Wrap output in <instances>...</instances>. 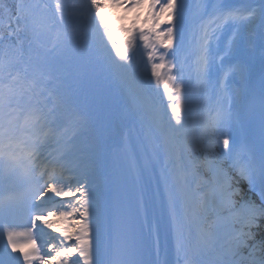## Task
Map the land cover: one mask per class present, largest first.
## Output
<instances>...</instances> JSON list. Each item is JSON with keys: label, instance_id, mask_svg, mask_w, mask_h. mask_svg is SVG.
<instances>
[{"label": "snow or ice", "instance_id": "1", "mask_svg": "<svg viewBox=\"0 0 264 264\" xmlns=\"http://www.w3.org/2000/svg\"><path fill=\"white\" fill-rule=\"evenodd\" d=\"M109 6L136 12L131 26H109ZM143 8L146 17L139 13ZM256 21L264 30V0L259 8L251 0H199L194 7L187 0H55L51 10L43 0H14L13 6L0 0V237H6L0 264H146L144 229L152 234L155 226L143 186L137 185L133 205L102 138L73 99V87L90 77L91 50L116 75L140 118L150 148L145 167L163 160L161 182L178 264H264V235L257 240L253 231L264 218V75L258 99L254 91L247 98L246 114L258 108L261 119L258 154L228 131L240 120L233 103L243 90L229 91L226 83L232 72L247 81L245 68L230 69L217 95L212 83L218 55L213 46L235 28L229 54L239 31ZM162 24L168 26L161 30ZM117 31L130 35L126 46L114 38ZM138 47L148 50L151 77L163 87V111L133 69L130 50ZM66 177L75 179L74 187L62 186ZM241 181L247 184L241 187ZM49 193H78V206L59 211L70 224L55 229L61 247L27 251L36 244L38 222L54 228L47 217L57 212L40 210ZM238 196L245 198L239 207ZM233 219L241 223L239 230L230 227ZM71 240L75 244L64 243Z\"/></svg>", "mask_w": 264, "mask_h": 264}, {"label": "bare ground", "instance_id": "2", "mask_svg": "<svg viewBox=\"0 0 264 264\" xmlns=\"http://www.w3.org/2000/svg\"><path fill=\"white\" fill-rule=\"evenodd\" d=\"M43 2L49 5L50 10L54 8L55 0H43ZM251 2L257 8L260 7V0H251ZM258 22L256 21L252 25L255 27ZM76 26L80 27V24L77 23ZM236 31L235 28L229 30L230 36L227 37L226 42L231 39L233 33ZM252 38L247 33V28L241 29L237 35L233 50L229 54H225V56L238 59V63L244 68L247 66L250 73L260 69L261 64L264 62V57L260 59L255 58L253 51L248 47V43L253 42L251 40ZM263 41V37L258 39V42ZM112 55L115 57V50H112ZM89 68L91 72L89 79L79 87H73L75 104L81 112L85 111V115L91 121L94 131L102 138L106 151L116 163L122 182L127 181L129 184H132L139 180L142 183L141 185H144L148 219L155 226L152 239L154 241L153 251L157 253V264H178V258L175 252V239L168 217L166 197L164 196L163 184L161 182L163 160L153 164L151 168L145 167L144 161L146 157L150 156V148L144 139V129L140 118L132 111L131 105L122 91L116 75L95 50L90 51ZM236 76L241 80L239 73L236 72ZM213 95H216V93L214 92ZM151 98L154 101L153 95H151ZM240 98H237L233 104L239 101ZM154 103L158 105L155 101ZM218 149H220L219 146ZM225 166H228L227 162ZM70 181L74 183V185H71L74 187L75 179L71 178ZM246 184L247 181H241L240 186L243 187ZM62 186H67L66 180ZM78 195L77 193L76 196L67 199L68 201H72V203L65 210L70 211L71 208L78 206L75 203ZM49 197H53V194L49 193ZM49 197H44V200L39 202L42 207L49 202ZM236 199L238 201L237 207H239V203H242L245 198L238 196ZM59 211L61 209L56 211L57 215L55 217H47L48 222L52 223L54 228H48L43 221L38 222L37 234L42 233V235L49 236L47 238L48 241L53 240L57 243L55 244L53 242L49 249L53 245L57 247L62 246L61 241L63 237L58 239L59 234L55 229L70 227L68 221L61 220ZM235 222L234 227H236V230H239L240 226ZM260 223L262 225L261 229H253L254 232H257V240H260L261 236L264 235V218L260 220ZM17 230H24V228L20 227ZM18 239L23 242L26 238L19 237ZM1 241H6V237L0 239V249L3 248ZM71 241H73L72 244H75V240ZM64 243L70 244V241H64ZM249 243H252V241H249ZM32 249L35 250L34 247ZM9 251L11 250L9 249ZM50 253L54 255V251ZM72 259H76V257ZM102 259H107V257H102ZM33 263L38 264L39 261H33Z\"/></svg>", "mask_w": 264, "mask_h": 264}, {"label": "rangeland", "instance_id": "3", "mask_svg": "<svg viewBox=\"0 0 264 264\" xmlns=\"http://www.w3.org/2000/svg\"><path fill=\"white\" fill-rule=\"evenodd\" d=\"M177 2L179 3L180 0H177ZM187 3L190 7H194L195 4L199 3V0H187ZM111 10L115 13H119L120 16L122 17V20L125 22V25L126 27H130L131 26V21H132V18L137 14L136 12H126L124 9H119V8H112L111 6L107 7L105 10ZM139 13L142 15V16H147V13H148V10L143 8V9H140L139 10ZM126 17V18H125ZM142 23V21H141ZM164 28H166V26L164 24L161 25V30H163ZM186 43H187V40H186ZM138 45H139V42H138ZM136 50V58L138 61H140V63L143 65V67L148 70L149 72H151V65L150 63L147 61V49H144L142 47H138V49H134ZM160 52H163L165 51V49L163 48H160L159 49ZM164 71V70H162ZM150 91V90H149ZM155 102H157V104L160 106V109L163 111L164 108H165V105L163 103H161L158 99L155 100ZM234 221H236L235 223H238L237 225L240 226L241 228V223L239 222V220L237 219H233L231 224H230V227L233 229V230H236V227H234ZM50 244V243H49ZM49 244H46L44 246L45 247V251L46 249H49Z\"/></svg>", "mask_w": 264, "mask_h": 264}, {"label": "trees", "instance_id": "4", "mask_svg": "<svg viewBox=\"0 0 264 264\" xmlns=\"http://www.w3.org/2000/svg\"><path fill=\"white\" fill-rule=\"evenodd\" d=\"M5 3H7L9 6H13L14 0H4ZM111 13V12H106ZM111 18L109 19L108 23L109 26L114 27L116 29L125 28L124 23L121 20V17L118 15H115L111 13ZM126 29V28H125ZM128 33L126 31H117L114 34V38L118 41V43L122 44L123 46L127 45L128 39H127ZM130 56H132V50H130ZM142 76L145 78L148 84L153 88L154 92L159 94L160 96H163V89L160 88V85H157L155 81H152L149 77L147 72H140Z\"/></svg>", "mask_w": 264, "mask_h": 264}]
</instances>
